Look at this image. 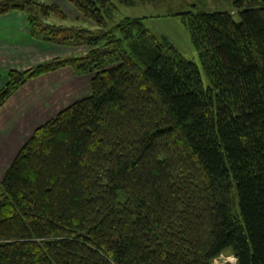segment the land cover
<instances>
[{
  "label": "trees",
  "instance_id": "1",
  "mask_svg": "<svg viewBox=\"0 0 264 264\" xmlns=\"http://www.w3.org/2000/svg\"><path fill=\"white\" fill-rule=\"evenodd\" d=\"M66 1L94 27L53 22L68 18L56 3L0 4L28 14L33 38L86 47L11 70L0 107L47 73L93 74L4 173L0 264H213L228 251L264 264V0H234L239 20L182 13L201 66L146 18L110 27L114 0Z\"/></svg>",
  "mask_w": 264,
  "mask_h": 264
},
{
  "label": "crops",
  "instance_id": "2",
  "mask_svg": "<svg viewBox=\"0 0 264 264\" xmlns=\"http://www.w3.org/2000/svg\"><path fill=\"white\" fill-rule=\"evenodd\" d=\"M78 48L33 38L25 11L14 10L0 14V89L8 82L11 70L24 71L55 58L80 54L86 49L84 47L82 51H77ZM84 77L76 75L71 67H64L27 82L0 107V132L10 127L14 120L18 126L24 124L31 128L33 125V131L48 122L78 100L64 105L68 89L66 83L71 85L78 78ZM11 163L7 164L1 157L0 172L5 173Z\"/></svg>",
  "mask_w": 264,
  "mask_h": 264
},
{
  "label": "rangeland",
  "instance_id": "3",
  "mask_svg": "<svg viewBox=\"0 0 264 264\" xmlns=\"http://www.w3.org/2000/svg\"><path fill=\"white\" fill-rule=\"evenodd\" d=\"M7 1L8 0H0V4ZM39 1L56 3L60 5V7L68 15V18H65L64 20L52 17L51 20L53 22L68 25L85 24L94 27V23L85 20L79 11L66 0ZM233 1L234 0H114L116 4L114 8L111 9L110 13L104 14L110 27H114L126 17L146 18L144 21L150 31H152L160 39L165 38V41L173 45L186 58L201 66L198 51L192 43L189 29L183 20L185 15L182 13L187 11H198L199 9L207 11L222 9L236 13L234 15L235 19L239 20L240 16L237 12H235ZM160 41L163 42L162 40ZM83 49V46H79L77 51H82ZM85 76L86 77L81 79L78 78L75 83L71 85L69 82L66 83V85L68 84V89L64 98V105L69 101L72 102L75 99L82 98L89 94L90 79L93 74ZM204 78L207 83L208 80L205 74ZM32 131L33 125L31 128H28L24 124L18 126V123L15 120L12 122L10 127L2 130L0 132V158H4L7 164L11 163L12 159L16 156L22 145L27 141ZM19 133L23 135H20ZM3 172L4 171L0 172V183L1 177L4 174ZM234 259L235 258L232 252L228 251L224 254V258L217 260V262L215 261L216 263L213 262V264H236L233 261Z\"/></svg>",
  "mask_w": 264,
  "mask_h": 264
},
{
  "label": "bare ground",
  "instance_id": "4",
  "mask_svg": "<svg viewBox=\"0 0 264 264\" xmlns=\"http://www.w3.org/2000/svg\"><path fill=\"white\" fill-rule=\"evenodd\" d=\"M221 258H224V254H222L221 256H219L218 258H216L215 261L217 262V260H219V259H221ZM234 258H235V259L233 260L234 263L238 264V259H237L235 256H234ZM215 261H214V262H215ZM216 262H215V263H216Z\"/></svg>",
  "mask_w": 264,
  "mask_h": 264
}]
</instances>
